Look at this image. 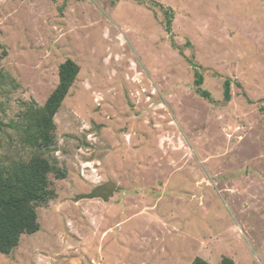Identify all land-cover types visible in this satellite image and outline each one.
<instances>
[{
	"label": "rangeland",
	"instance_id": "rangeland-1",
	"mask_svg": "<svg viewBox=\"0 0 264 264\" xmlns=\"http://www.w3.org/2000/svg\"><path fill=\"white\" fill-rule=\"evenodd\" d=\"M34 156L53 197L0 264H264V0H0V162Z\"/></svg>",
	"mask_w": 264,
	"mask_h": 264
},
{
	"label": "trees",
	"instance_id": "trees-1",
	"mask_svg": "<svg viewBox=\"0 0 264 264\" xmlns=\"http://www.w3.org/2000/svg\"><path fill=\"white\" fill-rule=\"evenodd\" d=\"M169 11V10H166ZM165 30L171 33L170 16L166 19ZM79 72L78 66L66 60L59 68V84L48 97L43 108L37 111L34 127L43 140V148L51 145L50 133L54 129L53 117ZM202 77L195 75L194 84L199 87ZM230 83L224 81V99H230ZM208 97L207 92H200ZM58 171L56 163L42 156H34L27 162L3 164L0 162V252L8 254L16 246L22 234H33L39 229L36 208L53 197L49 184L50 172ZM60 174V178H63ZM94 197V196H92ZM192 264H208L196 259ZM220 264H233L228 260Z\"/></svg>",
	"mask_w": 264,
	"mask_h": 264
}]
</instances>
